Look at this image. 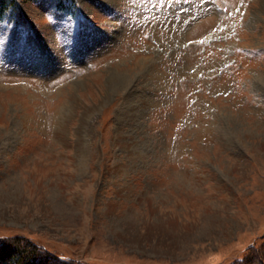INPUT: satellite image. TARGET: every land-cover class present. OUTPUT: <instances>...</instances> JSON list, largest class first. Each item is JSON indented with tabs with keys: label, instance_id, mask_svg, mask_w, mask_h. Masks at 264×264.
Segmentation results:
<instances>
[{
	"label": "rangeland",
	"instance_id": "rangeland-1",
	"mask_svg": "<svg viewBox=\"0 0 264 264\" xmlns=\"http://www.w3.org/2000/svg\"><path fill=\"white\" fill-rule=\"evenodd\" d=\"M20 248L264 264V0H0V264Z\"/></svg>",
	"mask_w": 264,
	"mask_h": 264
},
{
	"label": "bare ground",
	"instance_id": "bare-ground-1",
	"mask_svg": "<svg viewBox=\"0 0 264 264\" xmlns=\"http://www.w3.org/2000/svg\"><path fill=\"white\" fill-rule=\"evenodd\" d=\"M132 80H133L132 76H130V75L124 76V75H120V74L115 73L113 75L112 80H111V84H112L113 88H115V89H124L125 90L126 88H128L130 86L129 84L132 82ZM127 90H126V92H127ZM123 93H124V91H123ZM124 96L126 99L125 100L126 103H125V107L123 108V111L125 113V115L123 114L124 115L123 123L125 122L124 124H130L131 119L134 117L133 113H135L137 110V106H136V104L133 103L132 97L138 96V94L136 93L135 90H129V92H127V94ZM138 100H139V98H138ZM128 118H129V120H127ZM81 168H82V164L79 165V169H81Z\"/></svg>",
	"mask_w": 264,
	"mask_h": 264
},
{
	"label": "trees",
	"instance_id": "trees-1",
	"mask_svg": "<svg viewBox=\"0 0 264 264\" xmlns=\"http://www.w3.org/2000/svg\"><path fill=\"white\" fill-rule=\"evenodd\" d=\"M60 4L62 5V2H60ZM18 252H19V254H18V256H17V258L15 260H16V262H18V261L21 260L20 261V264H21L23 261H25V260L28 259L27 257H29L30 252H32V251L31 250H25V249L20 248V251L18 250Z\"/></svg>",
	"mask_w": 264,
	"mask_h": 264
}]
</instances>
